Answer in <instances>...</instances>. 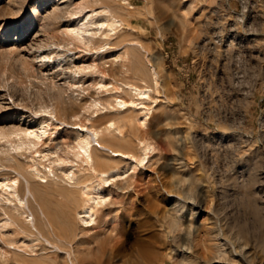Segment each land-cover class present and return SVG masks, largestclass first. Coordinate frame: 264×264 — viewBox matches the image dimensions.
Returning a JSON list of instances; mask_svg holds the SVG:
<instances>
[{"label": "rangeland", "instance_id": "1", "mask_svg": "<svg viewBox=\"0 0 264 264\" xmlns=\"http://www.w3.org/2000/svg\"><path fill=\"white\" fill-rule=\"evenodd\" d=\"M37 1V26L19 36L16 30ZM92 1L0 0V129L16 124L34 130L48 120L36 148L7 154L2 145L8 143L0 141V179L15 178L16 171L29 176L49 218L50 224L38 225L33 264H264V0H100L102 8ZM83 2L98 13L103 8L118 13L123 21L110 37L104 35L106 25L95 35L90 26V42L85 34L82 43L62 46L68 12ZM53 43L60 47L56 53L72 54L54 69V53L44 65L36 58L39 47L44 44L46 51ZM124 50L131 70L122 79L114 56ZM92 53L109 78L86 69L63 93L61 107L45 96L39 103L38 91L51 83L67 89L69 75ZM21 63L30 66L26 70ZM121 80L148 94L138 95ZM116 96L134 104L119 106ZM91 100L101 103L86 110ZM40 104L54 114L37 111ZM128 109L137 121L122 130L132 131L125 150L142 158L140 137L154 149L143 161H108L110 154L102 152L105 163L97 168L107 163L121 176L103 184L105 201L93 208L95 223L85 227L77 213L87 208V196L79 186L70 191L64 171L74 164L88 188L102 182L67 148L90 124L102 126L108 116ZM43 154L50 156L42 159ZM57 156L67 159L50 163ZM131 160L135 167L128 169ZM3 190L0 186V216L17 215L16 198L7 199ZM30 207L35 210L33 203ZM18 217L10 227L16 231L7 237L16 243L21 235L33 238L19 228ZM0 264L10 263L0 256Z\"/></svg>", "mask_w": 264, "mask_h": 264}, {"label": "bare ground", "instance_id": "2", "mask_svg": "<svg viewBox=\"0 0 264 264\" xmlns=\"http://www.w3.org/2000/svg\"><path fill=\"white\" fill-rule=\"evenodd\" d=\"M92 2L96 3V2H98V0H93ZM99 3H100V8H102L104 6L103 3L100 0H99ZM89 4H90L89 2L88 3H84V2L79 3L73 9L71 8L72 10H70L68 12L69 18L66 20L67 21L66 28L64 27V29L60 32L61 37L59 36L60 37V43L62 44V46L73 45L74 42L82 43L83 39L85 40L88 38L85 34L88 35L89 31H90V33L93 31V30L91 31L92 27L90 28V26H94L93 29L96 28L95 29L96 31H93V33H92L93 35H95L97 33V31L101 30V28L106 25L107 29L105 30L106 32L104 33V35L107 37H110L111 34L109 32L111 30L115 29L118 25H121V22L123 21V19H122L121 15L118 14L117 12H116L117 14H110L108 10H105L107 8H103L102 11L100 13H98L96 11L97 9L93 5H89ZM101 5H102V7H101ZM39 7H40L39 1H37L35 4H33L30 7V16L27 19L31 20V21L26 20L24 22L25 26H22L21 24H20L21 26L19 25L18 29L16 30V33L19 36L22 35V33H24V31L29 29L30 27L37 26V21L33 22V20H35L36 16L38 15ZM94 14L97 15V18H95ZM182 16H184V15H182ZM53 17H55V18H53ZM53 17H52L53 20L56 19V16H53ZM59 17H61V16H59ZM42 18L47 19L48 16L46 18V16L44 15ZM61 19H62V17H61ZM236 21L238 22V20H236ZM235 25H236V23H235ZM7 29H9V28H7ZM7 29H6V31H7ZM5 33H8V31ZM93 35H91V36H93ZM88 36H90V35H88ZM91 36H90V38H88L86 40L87 43L91 41ZM221 40L219 39L220 42H221ZM21 44L22 43H20L19 45H21ZM55 44H57V43H55ZM55 44L53 43L52 45L49 46V48H47V50H49V52H47V50L44 51V48H45V47H43L44 44L37 49L38 50L37 51L38 56H36V58L39 59V62L41 63V65L46 64L44 62L50 58L49 55H51L52 53L55 54L54 55L55 57L52 59L53 63L51 66V67H53V69L56 67H61L62 64L66 60L72 59V54H69V53L66 54L63 52L62 53H56L57 49H59L60 47H59V44L58 45H55ZM100 47L104 48L105 46L102 45ZM96 52H98V51L96 50ZM89 57H90V59H89L90 61H88L83 67L79 68L78 71H74L72 75H69V81L67 84V89L64 87L61 88V86L56 85L54 83H51V84H49V86L46 88L45 91H38L37 94L35 93L37 95L35 97L39 98V103L41 102V100L44 99V96H45L46 99L53 100L56 103V106L61 107L64 103V98H65V97H63L64 96L63 93L66 92V90H70L71 87H73L76 83L79 82V80H76L77 78L80 77L82 79L85 76V74L83 72L86 69H89V70L90 69H97V72L100 76V79L109 78V76H107L108 73L106 72V70L101 68L99 66V64L96 63L97 60L94 58V54L92 53L91 55H89ZM114 59H115L114 61L119 62V66L121 69L117 75L119 77H121L122 79L123 78L125 79L126 74L131 70L126 64L128 62V53L125 52V50L123 51V53L117 52L114 56ZM21 65L22 66L24 65L23 67L27 70V67L29 64L21 63ZM25 65H27V67H25ZM67 67H69L68 64H67ZM151 74H152V77L154 79H157V72L155 71V69H152ZM99 83H100V85H102L104 87V85L102 84L103 83L102 81L101 82L99 81ZM121 83L124 84L126 86V88L133 90V91H137V94L140 96L148 94L149 90L147 88H140V87L135 86L131 83L129 84L125 81H122ZM115 88L119 89V87H115ZM121 90L123 93L127 94V91L123 87H121ZM118 98L119 97L116 96L115 101H116V104L119 106H125L127 104H129V105L134 104V102L132 100H129V99L124 100L122 97H120L119 99ZM105 101L107 103H109L110 105L113 104V103H110L108 100H105ZM100 103H101L100 100L98 102L91 100L90 103L85 107V109L88 110L89 108H91L92 105L95 106V105H98ZM48 107H49V105H41L40 104L37 111H40V112L43 111V112L49 113L50 115L54 114L55 111H53V110L49 111ZM112 107L114 108V106H112ZM54 109L56 110V108H54ZM129 111H130L129 109L127 111H121V112L118 111L119 113L116 117L112 116L113 114L108 116V119L106 121L104 119L105 122L102 124V126L90 124V128L89 129L87 128L85 136H83V137H79L78 135L75 136L74 141L67 148L68 151L72 152L73 157L76 160H80V162L83 163L87 167L86 170H87L88 174L89 173L95 174L97 177L100 178V180L102 182V183H100V182L96 183L91 188H88L85 186L86 184H83L84 178L80 177L79 175L77 176L75 174L76 172H74L72 170V167L74 164H71L69 170L64 171L65 172L64 176L68 180L67 186L70 188V191L72 188L79 186L81 194L87 196V202H88L87 208L82 209L77 213V215L80 216V220L84 224L85 227H91L95 223L93 208L97 204H101L105 201V195H103V192H102L103 184L109 182L111 179H113L115 177L121 176V173L119 172L118 169L111 168V167L107 168V166H109L107 163L105 164V165H107L106 167L103 166V168H105V169L101 168L103 170H100L99 167H98L99 169L97 168L98 164L100 166V164L104 162V160H102L103 162L100 161V158L102 157L101 156L102 152L105 151L108 154H110L109 155L110 158L108 159V161H111L112 157L113 158H127L128 157V158L133 159V160L143 161L145 159L146 152H149V151L154 149L153 146L150 143H148L147 139H145L144 137H140V138H138L137 142L140 145L141 144L144 145V147L142 149H144V152H145L143 154L144 156L142 158H140L141 155L139 157H137L133 153L125 150L126 146L130 142V140L128 139L127 136L131 135L132 131L130 129L127 133L124 134L122 132V130L128 123H132L135 120V116L132 115L131 112H129ZM59 112L60 111H58V114H59ZM21 114H24V113H21ZM60 114H61V112H60ZM94 121H96V120H94ZM114 121L116 123H119L117 127H113ZM135 121H137V119ZM47 122H48V120H42L41 122L37 123L34 130H28L29 127H26V126L21 127V126L16 125V124H11L4 129H0V141L5 140V142L8 143L7 145H2L3 148L5 147L3 149V151L5 153L9 154V152L11 150L12 151H15V150L19 151V150H29V149L36 148L41 143V139L44 136V133L46 131V127L48 126ZM62 123H64V121H62ZM65 124H66V122H65ZM31 136L33 137V139L29 138ZM35 152L39 153L41 151L36 149ZM53 153H56V152H53ZM47 156H50V154H43L41 158L46 159ZM5 159H7L5 161L11 162V160H13V157H11V156L9 157V155H7L5 157ZM66 159H67L66 157L57 156L53 161H50V163H53V164L54 163H60L61 164V163H64L66 161ZM108 161H106V162H108ZM132 162H133L132 160H131V162H129L128 169H132L135 167V165ZM32 169H33V172H35L34 176L41 177L40 173L37 169H35V168H32ZM16 172L15 173L17 176L15 178L0 179V186L4 188L3 192L5 194H7V199L10 200V198L15 197L17 200V203L19 205V208H20V210L17 211V215H16V213L15 214L11 213L9 216H7V215H2V217L0 216V232H1L0 239H2V237H6L5 240H2V243L4 244V248H2L0 246V256L3 258V260L5 262H9L10 264H15L14 261H17L21 264H29V262H32V264H33L34 262H36L38 260V257H36L37 253H35V248L37 246V241H39L38 238L41 239V231L39 230L38 225L41 224V220L47 222V224H48L49 218H48L46 212L44 211V208H42V206H41V196L38 195L37 193H35V191H34L30 177L24 175L22 172H18V171H16ZM19 177L23 180L22 195L19 194V185H20ZM41 182H46V180L42 179ZM74 194H76V193H74ZM74 194H72V195L74 196ZM31 203L34 204L35 210L30 207ZM13 211H15V208L13 209ZM1 214H3V213H1ZM15 215L19 216L20 218L23 219V221L20 220L21 225L19 228L26 231L27 233H29L33 236V238H31V239L28 238L29 239L28 240L27 239L28 236L21 235L20 237H22V240L20 242H18V243H20L19 244L20 246L18 245V243H16L17 241L15 242L14 239H12L10 237L7 238L8 236H11L16 231L15 230L16 228H14V229L10 228L11 225H13L15 223L14 222L16 219ZM4 229H7V230L5 232H3ZM22 232H21V234H22ZM17 233H19V231ZM45 240L47 242V239H45ZM7 249H11V251H9ZM42 262L43 261L41 260V263Z\"/></svg>", "mask_w": 264, "mask_h": 264}]
</instances>
